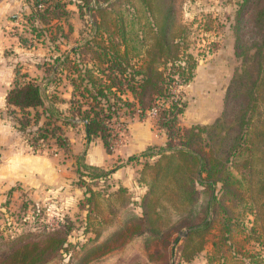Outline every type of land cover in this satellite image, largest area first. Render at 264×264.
<instances>
[{"label":"trees","instance_id":"1","mask_svg":"<svg viewBox=\"0 0 264 264\" xmlns=\"http://www.w3.org/2000/svg\"><path fill=\"white\" fill-rule=\"evenodd\" d=\"M32 1L33 7L44 11L58 4V0ZM236 4L231 28L241 65L226 89L222 113L208 124H181L185 101L170 90V80L187 82L195 66L194 61L178 62L181 44L176 39L174 0H78L77 5L99 18L88 39L70 47L67 54L56 55L50 64L52 74L41 81L15 68L5 100L25 115L26 127L33 121L36 128L28 143L35 149L46 144L39 140L48 130H53L57 147L64 148L68 141L62 125L77 119L87 142L99 137L105 151L111 152L120 135L112 118L135 109L140 116L156 109L157 127L166 132L157 157L145 162L142 170L146 191L141 213H130L102 237L106 224L100 219L95 236L80 242L67 264H112L114 254L116 261L120 259L116 264H175L177 250L178 260L189 261L207 241L208 264H264V0H236ZM101 17L115 20L119 41L111 35L109 42L96 39L110 26L103 25ZM85 51L90 57H84ZM135 57L141 61H133ZM51 84L53 97L69 85L68 117L55 113L57 107L44 105ZM86 192L95 211L96 195L105 197L111 212L131 202L123 186L105 193L86 186ZM70 230L68 221L46 231L41 240L13 241L0 256V264H47L57 251L67 249ZM238 236L245 244L252 240L261 247H237ZM136 237L140 243L134 250L129 241Z\"/></svg>","mask_w":264,"mask_h":264},{"label":"rangeland","instance_id":"2","mask_svg":"<svg viewBox=\"0 0 264 264\" xmlns=\"http://www.w3.org/2000/svg\"><path fill=\"white\" fill-rule=\"evenodd\" d=\"M0 2V52L6 56L5 60L13 63L0 69V76L6 79L0 80V84L6 90L11 87L12 79L9 80L8 72L13 68L15 70L20 67L21 71H26L40 81L50 76V64L55 56L67 54L70 47L86 41L93 22L99 19L96 14L91 15L77 5L78 0H58V4L54 2L46 11L43 7H33L32 0ZM8 2L11 3L10 8ZM174 3L178 27L176 39L181 44L178 62L183 64L186 61V64H191L194 61L195 66L193 76L187 82L170 80V90L171 93L181 95L185 101L179 117L181 124H208L222 113L226 89L241 65V59L234 52L231 28L236 0H174ZM154 9L153 13L157 16ZM101 20L103 25L110 26L103 28L101 36L96 39L102 43L106 40L109 42L111 35L113 41H119L115 39V20L111 17H101ZM85 52L84 57H90V53ZM133 61L140 62L141 58L135 57ZM163 69L165 72L169 71L166 65ZM65 72L68 73L67 70ZM52 85L47 87L48 92L45 91L44 105L57 107L58 111L55 113L60 112L68 117L70 97L66 88L69 85H63L62 91L55 97L51 96L54 88ZM140 113L135 109L112 118L114 128L118 133L120 130V135L111 152L105 151L99 137L87 142L83 124L77 119H67L68 123L62 125V134L68 141L64 148L57 147L53 130H48L45 138L39 140L46 144L35 149L28 143L36 128L33 121L27 123L31 128L26 127L25 115L17 107L7 104L5 96L2 100L0 95V146L7 145V140H10L16 150L26 148L27 152L35 154L39 163L43 160L54 167L57 163L59 165V178L53 183L40 186L16 183L13 186L15 191H9V195L2 199L0 256L13 241L41 240L46 231L70 221L69 243L66 246L68 251H57L55 258L47 263L67 264L71 254L79 248V243L95 236L94 227L99 224L100 219L106 224L100 236L102 237L121 225L130 213H141L140 200L146 191L145 177H141L142 170L145 162H151L157 157L155 153L165 144L166 132L157 127L156 109H148L143 116ZM42 120L43 116L39 123ZM144 151L150 154L140 155ZM40 154L44 157L37 156ZM130 155L136 156L128 159ZM82 163L95 167H85ZM78 165L79 171L76 170ZM101 169L106 172L102 174ZM86 186L104 193L123 186L131 202L119 206V211L111 212L110 203L105 197L96 195L98 211H95L86 199ZM243 240V236H238L236 246L248 245L255 249L261 247L252 240H248L246 244ZM129 242V247L138 249L139 237L132 238ZM209 247L210 243L207 241L189 261L178 260L177 250L175 264H208L206 253ZM130 254L134 256L133 252ZM117 258L116 254L110 258L112 264L120 261H116Z\"/></svg>","mask_w":264,"mask_h":264},{"label":"crops","instance_id":"3","mask_svg":"<svg viewBox=\"0 0 264 264\" xmlns=\"http://www.w3.org/2000/svg\"><path fill=\"white\" fill-rule=\"evenodd\" d=\"M0 4L2 3L0 2ZM8 6L10 8V2H8ZM5 57L0 52V69H4V65L9 67L10 64H13L12 61L5 60ZM8 74L9 80L13 79L14 68ZM0 80L6 79L0 76ZM0 91L3 100V97L7 93L6 87L4 88L0 84ZM7 143V145L0 146V203L6 195H9V191H15L13 186L16 183H26L28 186H40L53 183L59 178L58 163L56 167L54 165L51 166V163L43 160L39 163L35 154H30L26 148H24L25 150H16L13 142L7 140ZM37 156L44 157L41 154ZM35 161L37 162L35 163Z\"/></svg>","mask_w":264,"mask_h":264}]
</instances>
